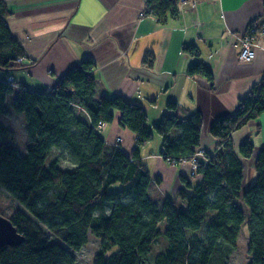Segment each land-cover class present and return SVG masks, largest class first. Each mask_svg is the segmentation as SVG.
Masks as SVG:
<instances>
[{"label":"trees","instance_id":"obj_1","mask_svg":"<svg viewBox=\"0 0 264 264\" xmlns=\"http://www.w3.org/2000/svg\"><path fill=\"white\" fill-rule=\"evenodd\" d=\"M178 1L147 0L145 12L166 23L180 13ZM8 14L5 0H0L3 69L26 58L7 25ZM183 50L199 55L195 44H185ZM93 66L84 58L49 91L0 79V116L7 112L8 95L14 94L13 112L24 115L27 135L22 155L13 144L14 131L0 121V185L19 204L8 218L24 237L18 245L0 246V264H77L75 253L87 244L90 232L101 238L92 264H150L154 243L163 236L166 247L151 264H229L245 223L247 264H264V145L254 163L255 178L244 189V161L255 145L246 139L238 154L231 137L264 113V77L239 99L233 113L215 120L210 132L216 146L205 150L196 176L180 173L176 198L159 201L150 188L160 177L150 175L140 146L156 132L162 137L161 156L179 166L200 148L203 114L197 111L181 119L166 113L153 131L146 111L109 94ZM188 74L213 79L201 61L192 63ZM167 108L175 110L177 103L169 101ZM117 113L121 126L134 134L131 153L101 134L99 124L113 122ZM173 130L179 133L173 135ZM55 149L67 153L71 167L64 169L58 157H50Z\"/></svg>","mask_w":264,"mask_h":264},{"label":"crops","instance_id":"obj_2","mask_svg":"<svg viewBox=\"0 0 264 264\" xmlns=\"http://www.w3.org/2000/svg\"><path fill=\"white\" fill-rule=\"evenodd\" d=\"M146 1L5 0L7 25L22 43L26 58L23 65L0 68V79L13 77L19 85L49 91L81 60L90 58L93 73L108 93L140 105L151 129L166 113L188 119L200 111V147L213 150L217 140L210 130L215 120L233 113L239 99L264 77V49L258 48L250 62L238 56L239 38L260 23L264 0H211L197 10H181L166 23L145 12ZM260 38L264 42V36ZM185 44H195L199 55L185 52ZM198 61L211 70L212 80L188 74L189 66ZM169 101L177 103L175 110L167 108ZM119 117L117 113L113 122L105 123L101 134L109 143L121 138L131 153L135 137L121 126ZM154 134L140 146L141 161L150 175L160 177L151 184V194L159 201L175 199L181 187L179 167L161 156L162 137ZM231 137L238 154L246 139L255 145L251 158L244 161L246 189L255 178L254 163L264 145V113Z\"/></svg>","mask_w":264,"mask_h":264},{"label":"rangeland","instance_id":"obj_3","mask_svg":"<svg viewBox=\"0 0 264 264\" xmlns=\"http://www.w3.org/2000/svg\"><path fill=\"white\" fill-rule=\"evenodd\" d=\"M18 65H23L22 62H18ZM13 96H8L6 108L7 112L0 116V121L6 126L10 127L14 131V145L18 148L22 155L26 154V140L27 135L25 131V122L23 116L13 112L12 108ZM149 124V123H148ZM154 131V129H152ZM155 135V134H154ZM158 137V136H156ZM58 157L60 159V166L62 168H69L72 166L67 153L61 151V149H55L50 156ZM245 214L248 217L249 211L248 207L243 201H240ZM19 204L5 191V189L0 185V213L4 216H11ZM248 225L245 223L240 231L238 238L237 248L231 252L229 264H247L249 261V253L247 250L248 245ZM164 237V236H163ZM160 237L154 243V248L148 256V262L151 264L153 262L154 256L157 252L165 249L166 241L165 237ZM101 246V238L96 237L91 232L88 235V242L75 254L77 256V264H92L95 254ZM117 247L113 250L116 251Z\"/></svg>","mask_w":264,"mask_h":264},{"label":"built area","instance_id":"obj_4","mask_svg":"<svg viewBox=\"0 0 264 264\" xmlns=\"http://www.w3.org/2000/svg\"><path fill=\"white\" fill-rule=\"evenodd\" d=\"M211 0H179L178 8L183 10L185 8L191 10H197L202 3ZM264 36V14L260 19L258 25H251L249 29L240 36V51L238 53L239 59L243 62H250L255 59L258 48L264 49V42H262L260 36ZM25 58H19L18 62H22ZM9 80H13V77H9ZM100 128L104 127V123L99 124ZM121 141V138H117L115 143ZM206 149L200 147L195 152L194 156L189 160H184L178 167L182 174H186L190 177H194L197 174V168L201 157H204Z\"/></svg>","mask_w":264,"mask_h":264},{"label":"water","instance_id":"obj_5","mask_svg":"<svg viewBox=\"0 0 264 264\" xmlns=\"http://www.w3.org/2000/svg\"><path fill=\"white\" fill-rule=\"evenodd\" d=\"M23 238L10 218L0 214V246L18 245L23 242Z\"/></svg>","mask_w":264,"mask_h":264}]
</instances>
